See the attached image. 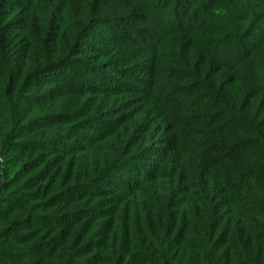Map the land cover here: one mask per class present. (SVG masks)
<instances>
[{
  "label": "trees",
  "instance_id": "trees-1",
  "mask_svg": "<svg viewBox=\"0 0 264 264\" xmlns=\"http://www.w3.org/2000/svg\"><path fill=\"white\" fill-rule=\"evenodd\" d=\"M0 149V264H264V0H0Z\"/></svg>",
  "mask_w": 264,
  "mask_h": 264
},
{
  "label": "rangeland",
  "instance_id": "rangeland-1",
  "mask_svg": "<svg viewBox=\"0 0 264 264\" xmlns=\"http://www.w3.org/2000/svg\"><path fill=\"white\" fill-rule=\"evenodd\" d=\"M172 10V7L169 8V14L170 11ZM3 152L0 149V188L2 187L3 183L5 182V178H6V156H2ZM7 157H9V155H7Z\"/></svg>",
  "mask_w": 264,
  "mask_h": 264
}]
</instances>
